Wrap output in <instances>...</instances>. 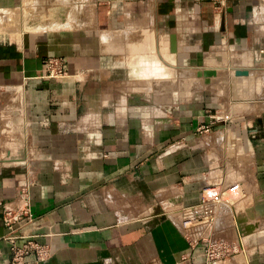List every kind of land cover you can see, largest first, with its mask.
<instances>
[{
  "label": "crops",
  "instance_id": "crops-1",
  "mask_svg": "<svg viewBox=\"0 0 264 264\" xmlns=\"http://www.w3.org/2000/svg\"><path fill=\"white\" fill-rule=\"evenodd\" d=\"M23 5L33 24L0 25V203L28 189L18 243L51 251L25 264H201L203 238L239 246L215 264H264V0H71L51 18L0 0V14ZM48 56L67 76H44ZM236 184L198 205L205 185ZM8 233L0 211V264Z\"/></svg>",
  "mask_w": 264,
  "mask_h": 264
},
{
  "label": "built area",
  "instance_id": "built-area-1",
  "mask_svg": "<svg viewBox=\"0 0 264 264\" xmlns=\"http://www.w3.org/2000/svg\"><path fill=\"white\" fill-rule=\"evenodd\" d=\"M211 1L216 12L226 10L231 0H198ZM44 76L50 79H62L68 74V65L65 57L48 56L43 61ZM240 191V185L236 184L230 188H215L214 186L205 185L202 188L199 206L207 208L221 202H232L236 199ZM22 205L18 209L10 208L0 203V211L3 214L4 224L8 228L9 233L3 239L10 245L11 257L8 264H25L29 256L34 255L37 260H45L51 255L48 244L40 243L36 240H28L23 244H19L18 240L25 236L17 234V223L28 217L32 220L33 214L30 203V195L28 189L21 190ZM211 217V216H209ZM190 222L186 220L185 224ZM203 257L201 264H215L216 262L233 256L239 251V246L233 242L226 240H214L211 238H203Z\"/></svg>",
  "mask_w": 264,
  "mask_h": 264
},
{
  "label": "rangeland",
  "instance_id": "rangeland-1",
  "mask_svg": "<svg viewBox=\"0 0 264 264\" xmlns=\"http://www.w3.org/2000/svg\"><path fill=\"white\" fill-rule=\"evenodd\" d=\"M70 3H71V0H32V5L30 6L31 11H32L31 13L33 14L32 16H36L37 18H39V17L45 18V16H47V13H48L47 11H52V13L48 14L49 17L51 18V15H53V11H55V9H56L55 4H61V5L63 4V8L65 9L68 7L67 4L70 5ZM57 6H58V8L61 7L60 5H57ZM23 8H24V5L16 7L14 10V13H10L9 15L8 14H0V17H1L0 18V25H2L4 21H5L4 23H6V21L8 19L7 16H9V17L11 16V18H12V15H13L12 23H14L16 26L15 30L21 29L22 24H27V25L33 24L32 22L31 23L23 22V20H22L23 16L24 15L26 16V13L24 14ZM35 22L37 24L40 23L37 21H35ZM42 23H44V21ZM210 79H211V77H207V80H210ZM228 80H229L230 84L233 83V80H236V77L234 76V70L231 67L229 70Z\"/></svg>",
  "mask_w": 264,
  "mask_h": 264
},
{
  "label": "water",
  "instance_id": "water-1",
  "mask_svg": "<svg viewBox=\"0 0 264 264\" xmlns=\"http://www.w3.org/2000/svg\"><path fill=\"white\" fill-rule=\"evenodd\" d=\"M170 51L172 53H177L178 52V40H177V35L176 34H171L170 36ZM237 75H248L247 70H240L236 71ZM206 77H212L217 75V71L215 69H207L205 71ZM209 81V80H207Z\"/></svg>",
  "mask_w": 264,
  "mask_h": 264
},
{
  "label": "bare ground",
  "instance_id": "bare-ground-1",
  "mask_svg": "<svg viewBox=\"0 0 264 264\" xmlns=\"http://www.w3.org/2000/svg\"><path fill=\"white\" fill-rule=\"evenodd\" d=\"M43 27V26H42Z\"/></svg>",
  "mask_w": 264,
  "mask_h": 264
}]
</instances>
